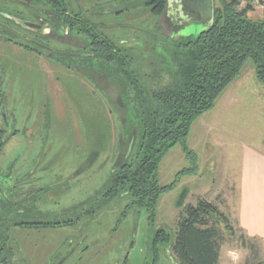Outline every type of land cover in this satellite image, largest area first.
<instances>
[{
	"label": "rangeland",
	"instance_id": "rangeland-1",
	"mask_svg": "<svg viewBox=\"0 0 264 264\" xmlns=\"http://www.w3.org/2000/svg\"><path fill=\"white\" fill-rule=\"evenodd\" d=\"M88 1L90 5L95 2ZM100 1L106 9L96 18L98 29L123 49L148 91L169 80V72L176 68L172 52L178 37L165 34L158 27L160 16L152 13L150 0ZM212 3L216 6L218 0ZM249 3L253 5L250 13L253 17L263 16L264 0H240V8ZM109 4L114 9L110 10ZM120 7L124 10L117 12ZM174 9L175 4L170 5L164 22L179 27L180 35L197 34L207 25L198 15L178 22L172 15ZM26 66L22 64L15 69L11 74L15 80L1 87L7 91L8 107L16 115L17 127L32 122L41 127L30 125L3 146L0 171L19 157L14 168L20 173L34 161L50 159L53 169L41 179V184L50 181L67 190L64 194L51 191L49 207L90 198L107 188L115 169L122 130L120 114L104 88L83 73L58 68L54 84L48 83L43 69ZM46 99L51 104L52 124L45 128L42 113ZM187 143L198 154L199 171L185 175L173 190L161 196L153 222L145 208L132 207L127 192L108 198L90 219L88 238L90 248L100 253L97 264H107L109 258L115 264H146L156 228L165 227L173 233L176 230L182 210L176 203L184 187L189 190L186 204L206 198L217 204L234 228L232 233L224 223L220 224L223 243L219 264H257L262 259L261 250L257 256L249 246L254 238L246 237L245 241L241 236L244 231L237 222L236 182L245 154L249 148L264 152V83L257 79L252 60L246 61L240 75L221 94L214 108L195 120ZM190 166L182 145H175L160 163V183L173 182L181 170ZM70 174L73 175L66 183ZM254 241L259 246V241ZM33 243L23 239L17 242L29 248ZM230 252L236 253L238 259L234 261ZM158 264H178L170 247L161 251Z\"/></svg>",
	"mask_w": 264,
	"mask_h": 264
},
{
	"label": "trees",
	"instance_id": "trees-1",
	"mask_svg": "<svg viewBox=\"0 0 264 264\" xmlns=\"http://www.w3.org/2000/svg\"><path fill=\"white\" fill-rule=\"evenodd\" d=\"M168 2L150 0L148 4L152 13L160 16L158 27L178 37L172 52L176 68L169 72V80L148 91L123 49L110 37L92 32L94 49L85 68L103 78L101 87L122 121L120 151L106 199L127 192L132 207L145 208L152 222L161 196L173 190L185 175L199 171L198 154L187 143L195 120L214 108L247 60L253 61L256 77L264 83V13L256 18L250 14L251 3L240 8V0H218L210 24L197 34L180 35L179 27L164 22ZM177 144L182 145L191 166L181 170L173 182L162 185L160 163ZM1 147L2 139L0 151ZM188 193L184 187L177 200L182 210L175 232L156 228L149 246L151 264H158L166 247L173 250L178 264H219L223 243L220 224L232 233L234 228L216 203L202 197L196 204H186ZM241 236L245 241L249 237L244 232ZM254 240L249 246L258 256L260 243L258 246ZM257 264H264V260Z\"/></svg>",
	"mask_w": 264,
	"mask_h": 264
},
{
	"label": "flooded vegetation",
	"instance_id": "flooded-vegetation-1",
	"mask_svg": "<svg viewBox=\"0 0 264 264\" xmlns=\"http://www.w3.org/2000/svg\"><path fill=\"white\" fill-rule=\"evenodd\" d=\"M174 4L172 15L178 22L199 16L195 5L191 6L193 0H169L167 10ZM110 5L108 8L112 10ZM105 9L100 0H95L93 5L88 0H0L1 148L30 125L41 127L32 122L18 128L16 115L8 107L7 91L1 87L15 80L11 74L22 64L43 69L48 83L55 84L58 68L75 69L101 87L103 78L95 77V73L85 68L94 49L90 32L103 34L96 18ZM44 105L42 127L46 128L52 124L49 99ZM16 160L0 171L2 264H97L100 253L90 248L88 224L107 200L106 187L71 205L49 207L51 191L64 194L67 190L50 181L41 184L54 163L50 159L43 162L42 158L25 166L20 173L14 168ZM73 174L66 176L65 181ZM19 239L33 241V247L18 245ZM151 260L149 253L146 264H151ZM106 262L116 263L112 258Z\"/></svg>",
	"mask_w": 264,
	"mask_h": 264
},
{
	"label": "crops",
	"instance_id": "crops-1",
	"mask_svg": "<svg viewBox=\"0 0 264 264\" xmlns=\"http://www.w3.org/2000/svg\"><path fill=\"white\" fill-rule=\"evenodd\" d=\"M236 188L237 222L247 236L259 240L264 260V152L249 148Z\"/></svg>",
	"mask_w": 264,
	"mask_h": 264
},
{
	"label": "water",
	"instance_id": "water-1",
	"mask_svg": "<svg viewBox=\"0 0 264 264\" xmlns=\"http://www.w3.org/2000/svg\"><path fill=\"white\" fill-rule=\"evenodd\" d=\"M195 5V6H194ZM191 6L196 8L198 11V14L202 20L205 21L206 24H210L214 18V8L215 6L212 3V0H193V5ZM110 8L114 9V5L111 4L109 6ZM136 221H135V226H136ZM0 264H2V259H1V246H0Z\"/></svg>",
	"mask_w": 264,
	"mask_h": 264
},
{
	"label": "clouds",
	"instance_id": "clouds-1",
	"mask_svg": "<svg viewBox=\"0 0 264 264\" xmlns=\"http://www.w3.org/2000/svg\"><path fill=\"white\" fill-rule=\"evenodd\" d=\"M229 255L232 257V259L235 261L238 259V255L236 253L230 252Z\"/></svg>",
	"mask_w": 264,
	"mask_h": 264
}]
</instances>
